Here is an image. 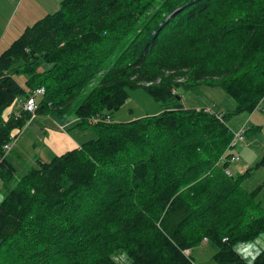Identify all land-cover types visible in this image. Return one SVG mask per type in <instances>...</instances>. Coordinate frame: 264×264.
Returning <instances> with one entry per match:
<instances>
[{"label":"trees","instance_id":"16d2710c","mask_svg":"<svg viewBox=\"0 0 264 264\" xmlns=\"http://www.w3.org/2000/svg\"><path fill=\"white\" fill-rule=\"evenodd\" d=\"M200 86L232 115L264 102V0H62L25 27L0 53V264H193L204 239L215 263L246 264L234 245L264 233V183H242L261 165L225 174L229 114L180 103ZM39 87L36 114L72 111L95 138L14 181L2 149L29 115L4 113ZM139 88L165 110L89 123Z\"/></svg>","mask_w":264,"mask_h":264},{"label":"rangeland","instance_id":"374dc122","mask_svg":"<svg viewBox=\"0 0 264 264\" xmlns=\"http://www.w3.org/2000/svg\"><path fill=\"white\" fill-rule=\"evenodd\" d=\"M37 4H40L38 0L36 2L35 0H21L16 7L9 8L10 12L5 25L0 29L1 35H4L0 45L1 50L7 49L20 36L25 29L27 21H37L47 14L56 12L55 10L51 11L52 8H49L47 13H43ZM7 5H9L8 2ZM7 8L6 5L4 6L0 2L2 13H5ZM15 79L20 85L24 86L23 76H16ZM179 96L181 98L180 103L185 108L198 109L209 107L215 113L229 114L226 118V125L232 134L237 133L241 128L246 130L244 140L239 142L230 151L233 156L239 158L240 162L236 164L232 163V166H229V171L233 177H238L260 163V168L253 170L251 177L244 180L242 188L250 192L264 183V102L251 113L241 112L232 115L235 103L230 96L219 88L200 86L188 92H182V89H180ZM18 105L19 103L14 102L7 108L8 110H5L4 114L6 115L7 111L9 113L16 112ZM162 110H165V106L162 103L156 101L145 90L139 88L129 92L128 99L122 106L110 114L109 118L115 123H122L146 116H155L161 113ZM73 119H75L73 112L65 111L63 113L46 112L44 114H37L35 120L26 121L24 126L19 130V135L10 139V151L4 154L7 162L14 168V181L16 178L25 175L28 170L38 167L39 158L43 159L44 162H48L54 156L46 158V154H48L47 142L42 144L41 137L39 139L33 129L38 130V136L43 135L42 131L51 132L52 130L62 137L66 132L65 135H69V137L75 140L80 139L82 142L95 138L90 128L80 129L73 125L66 129L68 125L65 126L64 124L70 121L73 123ZM5 193L0 181V201ZM234 249L246 264H252L254 258L259 253L264 252V233H261L254 241L237 243L234 245ZM216 252V245L211 241H207L186 251L185 254L190 256L193 264H217L213 260ZM113 259L117 264L130 263L129 258L121 252H116L113 255Z\"/></svg>","mask_w":264,"mask_h":264},{"label":"crops","instance_id":"0c3cea01","mask_svg":"<svg viewBox=\"0 0 264 264\" xmlns=\"http://www.w3.org/2000/svg\"><path fill=\"white\" fill-rule=\"evenodd\" d=\"M20 1L21 0H0V2L2 4H4V6L6 5L8 7L6 9L5 13H2V11L0 10V29H1V27H3V25H5V21L7 20V17H8L9 12H10L9 8L16 7ZM36 1L37 0H35V2ZM38 1H39L40 4H37V5L40 8V11H42L43 13H47L49 8H52L51 11H54V10L57 11L58 8H59V4L61 3L62 0H38ZM7 2L9 3V5H7ZM33 21L35 22L36 20H32V22ZM32 22L27 21L26 24H25V27L31 25L30 23H32ZM3 37H4V35L3 36L1 35V30H0V45H1V42L3 40ZM0 51L3 52L4 50H1V48H0ZM6 113L8 114L9 112L7 111ZM12 113H14V112H11V114ZM11 114L9 113L8 115H11ZM75 122H76V119H73V123H72V121H70L68 123L66 122V124H64V125L65 126L68 125L66 127V129H68L71 126H73L75 124ZM33 131L36 133V136L39 139L41 137L40 140H41L42 144L47 142V145H48L47 146L48 154H46V158L47 159L49 157H52L53 155L54 156H58V155H61V154L65 153V152H67V151H70L72 149L78 148L80 146V144L83 143L80 139H78L79 140L78 141V140L72 139V137H69V135H65L66 132L64 133L65 137L64 136L62 137V136H59L58 134H56L57 133L56 131H52V130H51V132L50 131H48V132H43L42 131V133H43L42 136H38L39 135L38 134L39 133L38 130L33 129ZM47 133H49V134L47 135ZM50 149H51V152L49 153ZM38 162L39 163H45L43 161V159L41 160L40 158L38 159Z\"/></svg>","mask_w":264,"mask_h":264},{"label":"built area","instance_id":"2783aa9c","mask_svg":"<svg viewBox=\"0 0 264 264\" xmlns=\"http://www.w3.org/2000/svg\"><path fill=\"white\" fill-rule=\"evenodd\" d=\"M43 95H44V89L42 87H39V88L35 89L34 91H32L31 93H28L25 97L17 99V104L19 103L20 111L29 115V121H33L36 118L39 99ZM203 111L210 113V114H213V112L210 108H204ZM15 116L19 117V113H17ZM100 122L110 123L111 119L109 118V116H105V117H94V118H91L89 121V123H91V124H96V123H100ZM244 132H245L244 129L241 128L237 133L233 134V138H232V141L230 143V148L236 146L237 143L243 141ZM12 138H14V136ZM2 150H3V153H5V154L10 150L9 142L3 146ZM238 161H239L238 157H233L230 160L231 163H235ZM225 173H226V175H230L229 171H226Z\"/></svg>","mask_w":264,"mask_h":264},{"label":"bare ground","instance_id":"6f19581e","mask_svg":"<svg viewBox=\"0 0 264 264\" xmlns=\"http://www.w3.org/2000/svg\"><path fill=\"white\" fill-rule=\"evenodd\" d=\"M40 103V102H39ZM40 107V106H39ZM100 124V123H99ZM97 125V124H96ZM225 155V154H224ZM29 171V170H28Z\"/></svg>","mask_w":264,"mask_h":264}]
</instances>
